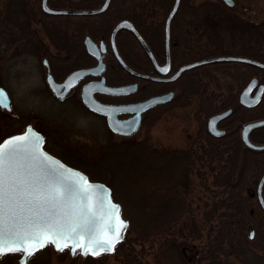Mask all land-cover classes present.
I'll use <instances>...</instances> for the list:
<instances>
[{
  "label": "rangeland",
  "instance_id": "obj_1",
  "mask_svg": "<svg viewBox=\"0 0 264 264\" xmlns=\"http://www.w3.org/2000/svg\"><path fill=\"white\" fill-rule=\"evenodd\" d=\"M124 1L129 4V0ZM135 1L141 2L142 0ZM160 2L162 4V0H155L154 5L158 7ZM186 3L188 8L198 6V10L202 12L198 16L199 19H205L211 24L209 39L204 36L202 40L207 42L208 47L213 45L215 48L213 53L215 54L222 52V49L230 48L229 41L232 38L238 41V30L241 29V26L264 21V0H233L231 6L223 0H186ZM10 8L15 10L13 5ZM181 9L177 13L174 25H177L183 16L184 7L182 6ZM13 12L16 10L7 11L6 17L14 20L13 22L17 27L29 26L30 29L33 28L34 30L30 36H22L14 44V36L9 35L6 31L14 30L13 26L12 29H5L7 25L0 18V85L5 87L11 99V110L0 109V140L11 133L21 131L27 124H31L38 131L45 133L49 129V122L51 121L49 119H54V122L61 127L59 134L63 139L80 151L89 155L92 154L93 156L89 157L90 160L96 159L97 161L101 155L110 151L113 144L120 143L123 139L145 142L148 148L154 150L183 149L189 147L196 139L203 140L200 131L206 129L209 114H203L202 106L218 107L223 96L229 92H236L253 72V69L248 65L230 62L212 63L197 67L193 70L196 77L195 81L185 85L188 93L185 100L163 108L158 116L150 120L149 124H142L133 136L122 138L110 134L102 120L90 116L80 107L71 106L70 102L58 105L51 104L43 86L42 73L44 68L41 59L44 56L40 54V51L46 49L44 48L46 46L48 48L51 42H53L52 44L61 42L80 34V32L82 33V25L86 21L77 16L49 17L45 20L46 22L58 21V26L63 25V28L58 30L54 27L48 31L34 20L36 18L42 19L41 15H32L29 25L25 18L20 20L19 16ZM211 12L220 16L213 18V15H210ZM222 19H226V21H222ZM154 28L162 31V23L156 24ZM174 31L177 33L175 26ZM31 39L39 40L31 46L28 43ZM127 39L129 38L122 34L120 37L122 45ZM18 41L23 43L20 45ZM24 41L27 42L24 43ZM34 48L39 51L37 55L33 52ZM133 48L135 54L141 59L142 52L136 42H133ZM50 50L53 52L51 47ZM48 61L51 63L49 57ZM135 63L138 62L135 61ZM58 66H61V63ZM263 78L264 76L261 77L262 81ZM252 137L256 142H264V127L252 133ZM233 157L236 160L235 169L239 170L241 163L243 165L244 162L242 149H237V151L235 149ZM66 159L68 160V158ZM71 159L68 161H72L76 165L75 167L84 171L88 176L91 175V179L106 184V177L110 175L107 168L94 170L92 165H88L90 160L87 158L79 161L73 160L74 158ZM223 163L213 164L215 166L213 171L206 166L207 163H204V160H194V163L186 166L184 178L189 190L186 200L190 203V208L179 222L183 233V237L180 235L181 238L179 239H183L182 242L185 245L194 244V246L199 247L202 242L207 240L205 237L209 228L210 238L214 235L212 223L207 219V213L212 207L213 200H219L220 196H224V193L213 194L212 192L214 190L221 191L224 189L223 184H227L220 181L213 183L212 181L214 174L224 173L218 170ZM201 177L203 178L201 179ZM257 180L258 177L255 181ZM239 184L243 185L244 183ZM186 217H189L188 222H184ZM256 221L252 223L245 221V230L248 233L250 229H253L256 232V237L259 238V242L264 244V217L257 216ZM176 229L179 230L178 226ZM157 242V239L140 242L133 235L128 234L125 244L121 246L122 248H119L117 252L111 251V253L96 257L94 262L96 264H126L123 260L129 250L135 254L141 264H156L153 262L152 252ZM260 250L258 248L255 252L260 254ZM20 257V252L2 255L0 256V264H82L85 261V254H81L79 250L71 253L69 248L65 247L63 251H59L51 243L39 248L31 256H26L23 262L19 261ZM251 262L264 264V260L261 261L258 256L253 258Z\"/></svg>",
  "mask_w": 264,
  "mask_h": 264
},
{
  "label": "trees",
  "instance_id": "obj_2",
  "mask_svg": "<svg viewBox=\"0 0 264 264\" xmlns=\"http://www.w3.org/2000/svg\"><path fill=\"white\" fill-rule=\"evenodd\" d=\"M101 1L48 0V3L53 7L93 8ZM141 2L139 1L138 4ZM164 2L168 7L170 0ZM11 5L16 10L13 13L19 18L41 14V11L39 0H0V18L7 25L5 29H12L13 26L14 30L6 31L14 36L15 44L22 36H30L33 29L29 26L17 27L14 20L6 17L7 11H15L11 10ZM110 6L116 9L118 18L126 16L128 2L112 0ZM214 14L213 18L220 16ZM238 32V41L232 38L229 41L231 47L227 50L222 47L220 53L248 56L264 62V21L241 26ZM214 49L213 45L208 47V54H215ZM257 107L256 114L264 117V93ZM215 109L203 105L201 111L203 114H211ZM249 113L250 116L254 115V112L251 113L249 110L243 112L235 110L231 117L236 115V119L224 136L214 137L203 129L200 131L203 140L196 139L189 147L183 149L154 150L148 148L145 142L123 139L120 143L113 144L110 151L97 159V166H92V169L107 168L110 171V175L106 177V184L111 188L113 198L121 204L123 216L127 220L122 238L113 251L117 252L122 248L126 236L131 234L140 242L158 240L152 252V259L156 264H255L251 261L256 256L261 261L264 260V244L259 242L256 232L250 237L245 230V221L257 222V216L264 217V212L257 203L255 191L253 188L232 187L237 183L256 184L255 179L264 171V150L244 149L238 139V131L234 129L235 122L249 119ZM235 149L236 151L242 149L244 154V162L243 165L241 163L239 170L235 169L236 160L233 157ZM194 160H204L212 171L215 169L213 164L224 162L218 168L224 173L214 174L212 181L230 185L221 191H212L213 194L224 193V196H220L219 200H213L212 207L207 213L214 235L210 238L209 228L205 237L207 240L199 247L194 244L185 245L183 239H179L180 235L183 237L179 222L190 208V203L186 200L189 190L185 184L184 172L186 166L194 163ZM89 176L92 178L91 175ZM188 220L189 217H186L184 222ZM256 248L261 249L260 254L255 252ZM108 253L111 252H104L98 256L85 255L82 264H96L94 262L96 257ZM123 261L126 264H141L135 254L129 250Z\"/></svg>",
  "mask_w": 264,
  "mask_h": 264
},
{
  "label": "flooded vegetation",
  "instance_id": "obj_3",
  "mask_svg": "<svg viewBox=\"0 0 264 264\" xmlns=\"http://www.w3.org/2000/svg\"><path fill=\"white\" fill-rule=\"evenodd\" d=\"M102 1L97 4V7L101 5ZM134 1L135 0H129V4L126 8V16L121 18L116 16V9L110 6L112 0H110L106 9L95 15H75L86 21V23H83L82 25L83 32H80V34L61 42H54V44L51 42L48 48L46 46L44 47L46 49L40 51V54L44 56L41 59V64L44 68L42 73L44 78L43 86L45 92L48 94L49 100H51V104L58 105L70 102L69 104L71 106L74 105L73 107H80L90 116L102 120L110 134L120 136L122 138L133 136L142 124H149L150 120L158 116L160 110H163V108L172 103H181L185 100L188 95L185 85L188 83L191 84L196 79L193 70L206 64L184 69L177 76H174V74L182 65L210 56V54H208L209 50L207 42L202 40V37L205 36L209 39L211 35V24L205 21V19H199L198 16L200 13L202 14V12L198 10V6L194 7L191 5L193 8H188L186 7L188 6L186 0H179L178 7L170 20L168 35L166 37L165 22L174 0H170L168 7L164 5V0H162V4L160 2L158 7L157 5H154L155 0H142L141 4H138L136 1L134 3ZM223 1L229 4V6L233 5V1L232 3H228L225 0ZM47 4L49 5L48 1ZM182 6L184 7L183 16L177 25H174L177 13ZM39 7L41 11V14L39 15L42 16V19L36 18L34 20L48 31H51L54 27L60 30L63 28V25H60L61 27L58 26V21L48 23L45 21L47 18L71 16L49 15L44 13L41 9V0L39 2ZM213 14L214 12L210 13V15ZM19 19L22 20L24 18L20 17ZM25 20L27 24L30 25L32 16L28 15L25 17ZM121 20H127L131 23L134 30L137 31L145 41L151 54H148L143 49L131 29L120 28L113 33L114 27ZM159 23H162V31H158L154 28V26ZM174 26L176 27L177 33L174 31ZM122 34H125V36L129 38L124 41L123 45L120 42ZM38 40L39 39H31L28 43L32 46L37 43ZM26 42L27 41H24V43ZM133 42H136L141 49V59L137 56V54H135ZM22 43H20V45ZM88 43H90V49L87 47ZM50 47L53 52H51ZM33 52H35L36 55L39 53L36 48L33 49ZM115 52H117L127 67L148 75L159 76L161 80L135 76L118 61ZM48 57L51 63L48 61ZM152 57L157 65L153 63ZM135 61L138 63H135ZM52 63L54 64L52 65ZM59 63H61V66H58ZM165 68L167 71L162 70ZM251 68L253 69V72L244 84L236 92H229L225 94L221 100V104L218 105V107H216V109L209 114V116L225 109H231L229 115L217 123V127L224 130V133L220 136H224L233 120L236 119V115L231 117L235 110H239L241 112H243V110H249L251 113L254 112L253 116H250L251 114L249 113V119L235 122L236 126L234 129L238 131V139L243 148L249 151H255L246 147L240 137L243 124L251 120L264 118L255 112V110L258 111L257 106L261 103L264 93V82L261 80V77L264 76V71L254 66ZM81 70H85L83 75L69 79L74 73ZM49 76L52 78L53 82L56 83V89H54L52 87L53 85L49 83ZM252 79H256V82L252 85L249 95L254 96L258 86L261 84L263 85V90L260 99L256 104L245 105L240 102L239 95L241 90ZM115 87H122V90L116 92L111 91V88ZM89 92L90 95L87 94ZM84 94L86 97H92L101 104L120 107L134 105L155 96L165 97L162 101L154 103L142 110L140 112L137 129L129 135H123L112 131L108 127L106 115L95 112L86 105L83 100ZM0 109L4 110L2 108ZM134 114L135 111L121 112L117 114V118L129 119L133 117ZM49 120H51L49 122V129L46 130L45 133L41 132L44 136V148L49 153L60 158L67 165L73 167L76 165L73 164L72 161H68L71 158H74L73 160L75 161L86 158L90 160L89 157L93 156L92 154L89 155L71 146L59 134L61 129L59 124L54 122V119ZM259 128L262 127L254 128L249 132V139L254 143H260L254 141L252 137V133ZM66 158H68V160ZM88 165L97 166L96 159L90 160ZM253 186L254 191H256L255 189L257 183L255 185L236 184L232 187L237 189H252ZM223 187L228 188L230 185L223 184ZM254 234L255 231L253 229L247 233L250 237L254 236Z\"/></svg>",
  "mask_w": 264,
  "mask_h": 264
},
{
  "label": "water",
  "instance_id": "obj_4",
  "mask_svg": "<svg viewBox=\"0 0 264 264\" xmlns=\"http://www.w3.org/2000/svg\"><path fill=\"white\" fill-rule=\"evenodd\" d=\"M226 1V0H225ZM110 0H103L102 4L96 8H53L47 4V0H41V8L44 13L49 15H94L99 12H102L106 7L109 5ZM232 3V0L231 2ZM179 4V0H174V3L167 15L166 22H165V31L166 37L168 35L169 23L174 15L177 7ZM131 29L137 40L139 41L140 45L143 49L148 53L151 54L145 41L141 37V35L134 30L131 23L127 20L119 21L113 29V33H115L118 29ZM87 47L90 49V43L87 44ZM118 61L127 68L131 73L135 76L141 78H148L153 80H161L159 76L148 75L137 70L131 69L127 67L117 52H115ZM153 59V57H152ZM218 62H239L248 65H252L254 67L260 68L264 70V62L246 57L241 55H214V56H207L201 59H197L190 63L182 65L179 70L174 74L177 76L182 70L189 69L192 67H196L203 64L208 63H218ZM153 63L157 65L155 60L153 59ZM85 73V70L78 71L74 73L72 77L81 76ZM162 74V73H161ZM49 83H51L54 89H56L55 82H53L52 78L48 77ZM256 82V79H252L247 83V85L241 90L239 99L240 102L245 105H254L256 104L261 96L263 85H259L257 91L254 96H250L249 92L252 85ZM122 87H115L111 88V91H121ZM0 92L3 93V97H0V107L2 109L11 110L10 105V98L6 91V89L0 86ZM85 93V91H84ZM90 95V92L87 93ZM165 96H155L151 97L145 101L138 102L134 105L130 106H115V105H105L97 102L92 97H86L85 94L83 95V100L86 105L95 112L102 113L106 115V122L108 127L119 134L128 135L131 134L133 131L136 130L139 124V116L140 112L145 108L153 105L154 103L160 102L164 99ZM127 111H135L133 117L129 119H119L117 118V114L121 112ZM231 109H225L218 113L212 114L207 119V130L209 133L215 136H220L224 133L223 129L217 127V123L229 115ZM264 126V118L251 120L246 122L242 125V129L240 132V137L243 144L252 149V150H264V142L263 143H254L249 139V132L257 127ZM27 134L29 136L30 142L27 144L28 152L25 154L27 155L28 159L31 160L32 155H36L39 157V160L42 161L44 170L48 174V178L51 184L58 188L61 192L70 191L71 195L68 196L66 199H63L53 211L57 214V218L61 222H68L72 223L78 220L82 214H89L94 221V231L92 233V237H97L103 234V230L105 227L108 228L109 234H111L112 227H119L120 221H124L125 225L127 224V220L122 215V208L119 202L115 201L111 194L110 187L105 184L104 182L97 181L91 179L85 172L81 169L72 167L64 163L58 157L49 153L44 147V137L43 135L37 131L32 125L27 124L22 131L10 134L3 138L0 141V144H3L5 141ZM36 135L40 138L39 144L37 145L35 141L32 140V136ZM42 154V155H41ZM47 157V159H45ZM36 169H33L35 172ZM264 185V171L258 179L257 186H256V198L260 208L264 211V198L262 195V188ZM112 205L118 206L116 210H113L111 207ZM79 235L75 233H71L69 231H65V235L69 238L67 239L68 248L70 252L72 251V246L76 243L87 244L88 240L90 239L89 233L80 231L78 229ZM123 233V231H122ZM122 235V234H121ZM64 240L61 239V245L64 244ZM52 244V243H51ZM56 249L57 247L55 244H52ZM82 254V250L77 248ZM91 255V254H90ZM26 255L21 252L20 261L23 262Z\"/></svg>",
  "mask_w": 264,
  "mask_h": 264
},
{
  "label": "snow or ice",
  "instance_id": "obj_5",
  "mask_svg": "<svg viewBox=\"0 0 264 264\" xmlns=\"http://www.w3.org/2000/svg\"><path fill=\"white\" fill-rule=\"evenodd\" d=\"M162 70L167 71L166 68ZM0 97H3L2 92ZM32 140L38 145L40 138L33 135ZM29 142L25 134L0 144V256L13 252L31 256L48 243L63 251L68 247L69 238L65 231L79 235L78 229L89 233L90 239L87 244L72 246L74 253L79 248L85 255L98 256L114 250L126 228L124 221H120L119 227H112L111 234L105 227L103 234L94 238V221L89 214H82L72 223L61 222L53 209L71 193L61 192L51 184L38 156L28 159L25 154ZM111 207L116 210L118 206ZM61 239L65 241L63 245Z\"/></svg>",
  "mask_w": 264,
  "mask_h": 264
}]
</instances>
